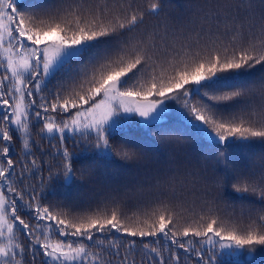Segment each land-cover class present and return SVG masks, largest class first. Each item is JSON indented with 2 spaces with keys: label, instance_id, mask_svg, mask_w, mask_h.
Here are the masks:
<instances>
[{
  "label": "snow or ice",
  "instance_id": "snow-or-ice-1",
  "mask_svg": "<svg viewBox=\"0 0 264 264\" xmlns=\"http://www.w3.org/2000/svg\"><path fill=\"white\" fill-rule=\"evenodd\" d=\"M186 6L137 39L164 0H0V264H239L264 249V0ZM129 126L204 147L214 175L173 174L148 199L126 189L131 211L49 199L114 157L142 159ZM228 189L259 202L246 222L220 214Z\"/></svg>",
  "mask_w": 264,
  "mask_h": 264
},
{
  "label": "trees",
  "instance_id": "trees-1",
  "mask_svg": "<svg viewBox=\"0 0 264 264\" xmlns=\"http://www.w3.org/2000/svg\"><path fill=\"white\" fill-rule=\"evenodd\" d=\"M21 2L29 6L38 4L41 0H21ZM88 2L95 4L97 0H88ZM111 2L112 0H109V3ZM133 2L142 4L145 0H133ZM164 2L167 16H162L159 20L146 17L144 26L135 34L137 39H147L143 34L151 32L154 25L162 23L165 19L168 20L169 24H175L179 18H188L186 0H164ZM197 2L202 3L203 0H197ZM160 35H163L162 30ZM156 43L160 44L159 39L156 40ZM137 87H139V83ZM125 135L148 144L147 148L134 149L138 152L143 151L142 159L125 161L119 157H114L111 162L99 165L92 175L85 172L83 178L77 180L79 187L67 186L65 189L60 190L56 197L50 196L49 199L55 201L64 200L67 197L75 203L88 204L104 196H117L127 205L125 210L131 211L134 210L137 202L136 196L131 191H128L125 195L126 189L144 185V198L148 199L150 198L147 193L148 186L169 179L173 174H179L181 179H183L186 172L191 170H206L209 178L214 175L215 162L211 159V154L204 147L192 141H188L187 146L181 150L174 145H161L155 132L146 138L144 130L136 126H129ZM175 135H179V133ZM14 144L17 146V151L13 155L16 156L19 145L15 140ZM68 146L72 147L71 141L68 142ZM44 147L47 149L48 145L44 143ZM198 187L202 190L203 183L201 182ZM152 191L154 193L158 190L152 189ZM137 195L139 194L137 193ZM238 196L239 194L233 193L231 189L225 191L221 203V208L224 210L220 214L229 220H243L246 222L248 215H255V210L260 205L258 201L254 205L250 203L256 200L254 196H248L245 200L238 199ZM189 264H195L194 260L190 261ZM225 264H236V261L226 260ZM239 264H264V249L257 248L252 253L245 252L239 257Z\"/></svg>",
  "mask_w": 264,
  "mask_h": 264
}]
</instances>
